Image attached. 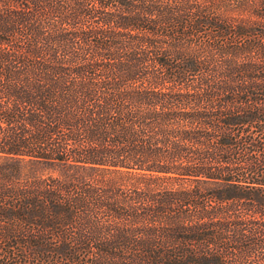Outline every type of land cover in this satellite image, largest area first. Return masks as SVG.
Segmentation results:
<instances>
[{"label": "trees", "instance_id": "obj_1", "mask_svg": "<svg viewBox=\"0 0 264 264\" xmlns=\"http://www.w3.org/2000/svg\"><path fill=\"white\" fill-rule=\"evenodd\" d=\"M0 264H264V0H0Z\"/></svg>", "mask_w": 264, "mask_h": 264}]
</instances>
